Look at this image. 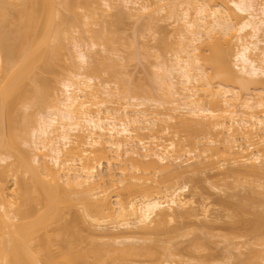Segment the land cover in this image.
Wrapping results in <instances>:
<instances>
[{
    "label": "bare ground",
    "instance_id": "obj_1",
    "mask_svg": "<svg viewBox=\"0 0 264 264\" xmlns=\"http://www.w3.org/2000/svg\"><path fill=\"white\" fill-rule=\"evenodd\" d=\"M121 50L153 59L145 84ZM224 166L264 176V0H0V264H264V226L238 245L188 196Z\"/></svg>",
    "mask_w": 264,
    "mask_h": 264
},
{
    "label": "rangeland",
    "instance_id": "obj_2",
    "mask_svg": "<svg viewBox=\"0 0 264 264\" xmlns=\"http://www.w3.org/2000/svg\"><path fill=\"white\" fill-rule=\"evenodd\" d=\"M112 21L111 22L113 24H111L112 26H110L115 31V38H117L116 35H122L124 38H127L126 40L130 39V41H132L133 39H135L136 41H138L136 42L134 40L136 43H141V36L136 34L140 32L139 22H133L128 18H123L118 21ZM158 25H160L162 28H169L166 21H160ZM133 34H135V38ZM159 34L156 38L160 37ZM123 37L121 38L123 39ZM145 38L147 39L148 37ZM136 43L135 45H137ZM151 44H153V42ZM65 45L66 55L56 60V62L54 63L53 72L42 73L43 77L52 79L61 76L66 71L67 64L73 61V58L71 57V55L73 54L71 44L69 42H66ZM135 49H137L135 51L139 50L138 47ZM138 52H136V57L131 60L124 58L125 53L123 51L120 52L119 54L121 57L118 58V65H122L121 67H119V69L121 70V72H123V74H126L124 76L121 75L122 78L130 77V82H132V84L136 82H139L140 84L141 81H143V83L141 84H145V81L143 79L145 78L146 81H148V77H150V74L148 76L147 73H150V71L152 70L151 69L149 71V69L151 68L149 62L152 58L143 59L142 55H140L139 58L137 57L139 54ZM65 57L69 58L65 59ZM146 75L148 79L146 78ZM122 78L120 77V79ZM139 84L136 83V86ZM134 85L135 84H133L132 86L134 87ZM225 168L227 167H221V170L219 171L218 169H213L212 171L205 170L206 172L195 171V173L193 174L188 173V176H183L182 178H187L190 181L189 182L187 180L189 182L188 196L190 195L196 205H205L206 207H208L209 213L214 220V222H212V226H214L215 229L212 231V233H219L221 235H225L227 238L230 237L231 241L237 243L238 245H245L249 242L254 241L259 242L263 238V235L261 233L259 234L260 229H258V227L264 226V176L228 174ZM104 170L105 169H103V171ZM257 184H261V186L258 187ZM249 195L250 197H248ZM220 199H223V201H221ZM257 213L259 214V224L256 227L241 223V220L249 222L253 221ZM176 224L178 225V223ZM183 224L188 225V227L184 230L189 232L187 235L182 237L184 241L194 240V242L198 244V252L201 254H205L210 248V250H212L215 255H219L220 249L224 245L221 241V237L211 236L210 238L208 237V241L203 240V237H207V235L203 233L202 229L195 227L194 223V225L190 224L189 221H183ZM204 245H206L207 248L204 247ZM215 245L217 246L215 247ZM243 247L245 248V246ZM258 248L264 249V245H259ZM241 250H244L246 252L247 248H241ZM242 256L244 257V255Z\"/></svg>",
    "mask_w": 264,
    "mask_h": 264
}]
</instances>
